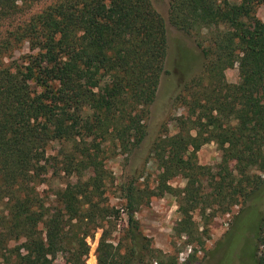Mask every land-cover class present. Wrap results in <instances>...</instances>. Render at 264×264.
<instances>
[{
	"label": "trees",
	"instance_id": "obj_1",
	"mask_svg": "<svg viewBox=\"0 0 264 264\" xmlns=\"http://www.w3.org/2000/svg\"><path fill=\"white\" fill-rule=\"evenodd\" d=\"M41 1L0 0V248L16 243L11 264H84V239L95 229L96 264H146L159 252L133 215L163 194L177 199V231L188 235L195 209L238 206L232 241L247 231L238 264H264V22L255 16L264 0L168 1V23L193 37L202 66L177 89L185 114L176 132L150 149L155 189L138 190L134 180L123 187L127 227L116 246L101 199L105 164L145 135L164 20L149 0H53L28 13ZM234 65L237 82L227 83ZM210 142L220 152L214 171L195 161ZM48 173L75 178L52 194V205L37 190ZM175 176L183 188L167 184ZM57 254L63 263L53 261Z\"/></svg>",
	"mask_w": 264,
	"mask_h": 264
},
{
	"label": "rangeland",
	"instance_id": "obj_2",
	"mask_svg": "<svg viewBox=\"0 0 264 264\" xmlns=\"http://www.w3.org/2000/svg\"><path fill=\"white\" fill-rule=\"evenodd\" d=\"M52 1L39 2L33 5L28 13L37 12ZM168 1L149 0L153 10L164 20L166 48L154 98L146 107L145 135L129 153L118 154L105 164L110 177L102 188L101 199L103 204L111 209L110 221L114 227L111 229L109 242L113 246L117 245L127 227L123 187L134 180L138 190L155 189L159 171L156 158L150 149L159 137L170 136L176 132L175 119L185 114V108L174 99L177 89L197 75L202 66L203 58L195 46L193 37L177 31L168 23ZM255 16L264 22V5L257 7ZM25 52L26 48L23 47L14 52V56ZM224 78L227 83L237 82L236 65L224 72ZM50 149L52 153L57 147L52 145ZM195 161L198 165L214 171L220 162V152L214 143L204 144L195 153ZM260 177L263 178V175ZM74 180L75 178L67 179L63 174L48 173L37 190L48 205L52 203V194L55 191L62 188L66 182L72 183ZM184 183L180 176L167 181V184L176 190L183 188ZM214 209L213 206L204 213L198 209L190 212L193 231L188 235L186 232L177 231L180 213L177 209V199L173 195L163 194L141 203L133 218L150 247L159 252L158 257L151 254L152 258L147 260L146 264H238L247 231L235 235L233 241L230 234L236 225V218L242 215V211L238 206L231 207L226 213ZM114 211L116 214H113ZM38 229L42 230L40 224ZM100 234L101 229H95L84 239L88 246L84 264L88 263L90 256L93 257V264H96L95 249ZM15 245L16 243L9 242L0 248V264H11V251ZM53 261L63 263V258L57 254Z\"/></svg>",
	"mask_w": 264,
	"mask_h": 264
}]
</instances>
